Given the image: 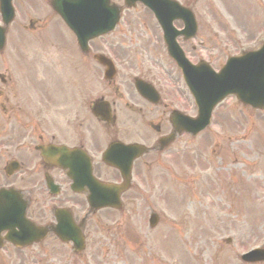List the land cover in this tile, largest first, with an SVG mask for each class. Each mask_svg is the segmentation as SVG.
<instances>
[{"label":"rangeland","instance_id":"obj_1","mask_svg":"<svg viewBox=\"0 0 264 264\" xmlns=\"http://www.w3.org/2000/svg\"><path fill=\"white\" fill-rule=\"evenodd\" d=\"M223 1V15L235 17L236 23L221 19L225 29L219 27V20H213L218 12L206 5L201 8L205 26L223 30L239 47L254 46L263 27H250L244 4ZM14 4L22 11L34 8L27 0ZM29 18L40 17L35 13ZM188 146L187 160L176 157L170 167L144 174L141 194L125 200L122 212L106 211L93 218L82 258L72 259L68 247L48 240L23 252L6 247L0 251V264H240L239 255L264 247V111L227 100L216 109L210 128ZM151 211L160 218L153 230L148 228ZM129 235L140 241L141 256L119 252V240ZM45 258V263L40 261Z\"/></svg>","mask_w":264,"mask_h":264},{"label":"flooded vegetation","instance_id":"obj_2","mask_svg":"<svg viewBox=\"0 0 264 264\" xmlns=\"http://www.w3.org/2000/svg\"><path fill=\"white\" fill-rule=\"evenodd\" d=\"M25 12L28 14L29 10ZM49 18L51 22L54 19ZM129 24L126 22L125 26H120V35L126 37L132 33L124 31L129 28ZM30 25L33 28V24ZM151 27L157 35L159 29L156 25ZM47 29L50 31L38 32V37L51 47L33 48V44L27 43L28 47L21 50L12 48L8 63H0V161L7 164L1 166L0 175L5 174L7 166L17 168L18 178L14 173L6 181L18 185L17 189L29 203V216L39 222L46 218L45 197L49 201L55 200L49 209L68 208L74 219L78 218V214L85 215L88 208L77 200V195L69 191L68 172L58 166L45 164L37 153L38 147L66 146L83 151L89 158L96 179L118 183L119 172L102 162L104 152L114 144L156 145L160 138L172 130L169 115L174 107L183 110L187 107L183 97L175 96L169 66H164L156 59L153 48L147 47L145 40L139 36L136 37L139 39L137 49L122 54L116 51L114 58L120 69L134 66L137 72H147L142 79L155 89L154 102L139 97L122 74L118 76L116 86H111V82L99 81L104 69L91 62L93 56L90 58L89 54L80 58L85 63L77 65L74 61L70 65L73 90L63 97L60 63H55L57 59L61 61V34L56 24L55 31L51 25ZM14 36L18 35L14 33ZM112 44L117 48L122 45L120 39ZM109 46L106 40H102L93 42L90 48L100 55ZM68 54L72 55L74 51ZM192 56L195 57L194 54ZM78 77L84 78L80 93L77 90ZM105 100L110 104L108 120L95 118L91 113L93 104ZM168 147L154 156L162 155ZM115 149L120 150L117 146ZM118 153L113 156L118 157L125 166L130 155L127 152ZM170 154L166 157H170ZM142 158L132 161V180L139 174L144 162ZM57 165H62V162ZM72 165L73 161L68 163V166ZM50 189H57V195L52 196ZM132 193H135V188Z\"/></svg>","mask_w":264,"mask_h":264},{"label":"water","instance_id":"obj_3","mask_svg":"<svg viewBox=\"0 0 264 264\" xmlns=\"http://www.w3.org/2000/svg\"><path fill=\"white\" fill-rule=\"evenodd\" d=\"M104 5H105V9H106V14L105 16L107 15L108 16V19L106 20L105 22V27H110L114 20V11H113V7L110 6L108 4V1L107 0H104ZM117 15V13H116ZM82 32H86L85 29H81ZM247 60H238L236 61V65L238 66L240 72L242 75L238 76L237 75V72H234L233 73V76L234 77H239L241 80L244 78V84H246L248 87H252L254 85L255 82H258V84H261L260 82L262 81V77H263V73L260 71L259 73H255V71L253 70V68L249 67L250 65H248L246 63ZM227 73V72H226ZM233 77V78H234ZM222 83L224 82V79L220 80ZM219 81V82H220ZM252 81H255L254 83H251ZM220 82V83H221ZM257 84V83H256ZM259 107H263L262 105H259ZM41 232L43 230H40ZM78 238H79V241L82 242L81 240V237L79 236L78 234ZM81 247L77 248V250H80Z\"/></svg>","mask_w":264,"mask_h":264}]
</instances>
